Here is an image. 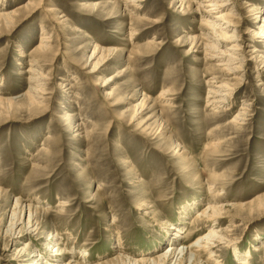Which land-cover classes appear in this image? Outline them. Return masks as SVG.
I'll list each match as a JSON object with an SVG mask.
<instances>
[{"label":"rangeland","instance_id":"obj_1","mask_svg":"<svg viewBox=\"0 0 264 264\" xmlns=\"http://www.w3.org/2000/svg\"><path fill=\"white\" fill-rule=\"evenodd\" d=\"M142 1L127 8L123 0H0V12L17 9L11 24L0 20V98L15 99L0 104V190L7 196L0 199V264L38 261L33 248L22 250L31 242L27 229L13 228L22 239L9 232L16 199L38 207L40 226L31 237L48 264L155 257L173 244L158 242L160 226L177 225L180 207L191 211L180 221L182 237L196 229L190 224L205 205L222 204L235 208L216 221L228 243L211 250L215 263L243 264L249 255L247 264H264V39L254 38L264 32V0H234V15L243 19L238 56L247 60L256 49L261 57L243 64L241 82L204 46L191 47L189 37L212 32L202 24L215 17L205 0ZM133 30L139 35L130 37ZM42 35L51 42L46 60L34 53ZM95 45L117 51L97 63L90 59ZM32 60L41 68L29 67ZM29 69L48 78V94L34 107L23 97ZM213 82L229 85L228 106L210 103ZM143 99L147 110L131 119ZM242 107L245 121L232 124ZM82 121L83 135L76 132ZM142 201L152 208L136 210ZM199 228L177 244L208 231ZM50 247L67 253L54 257Z\"/></svg>","mask_w":264,"mask_h":264},{"label":"bare ground","instance_id":"obj_2","mask_svg":"<svg viewBox=\"0 0 264 264\" xmlns=\"http://www.w3.org/2000/svg\"><path fill=\"white\" fill-rule=\"evenodd\" d=\"M142 2H143L142 0H123V3L125 4V7H127V8L134 7V5H136L135 3H142ZM204 2H206V8H209L208 12H211V13L213 12V14H215V17L212 21L207 20V21H205V23H202V24L203 25L205 24L204 26L208 29V31L210 30L212 32L207 33V34L205 33L204 35L201 34L200 36L194 35V36L189 37L188 40L190 41L191 47H193V48L198 47L199 48L201 46H204L206 52L212 53V55L208 54L209 58L211 60H217L219 62L218 66L222 67V70L224 72H226L228 75L235 76L234 79L236 81L241 82L242 80L238 74L242 71L241 67H243V64L246 62L250 63L251 61H254V63H257L258 59H260L261 57L259 56V54H256V52H257L256 49H253V51H252L253 55H251L250 58H248L247 60H244L245 57H242L243 52L241 51V48L239 47V45L236 44V42H239V37L237 36V29H238L237 24H240V22H243V19L242 18L236 19V14L234 15V13H235L233 11V9H234L233 6L235 5L234 0H205ZM27 5H31V3L30 4L28 3ZM243 5H246V8L250 7L252 9V11L257 10L256 7L252 6L251 4H246V2ZM97 6H98L97 4L92 5V7H94V9ZM22 7H24V6H22ZM16 12H17V9L14 11H11V12L1 11L0 12V20L5 21L6 23L12 22L13 17L16 16ZM226 12H228V14ZM128 16L129 15H126V17H128ZM133 21L141 23L142 21H144V19H133ZM261 22L263 23L264 20H261ZM262 29L264 30V26L262 27ZM133 31H131L132 33L130 32L131 33L130 37H136L137 35H139V34H137L136 30L134 32ZM254 38L263 40L264 39V32L263 31L258 32L256 35H254ZM50 43L51 42L49 40V37H45V35H42L40 37V42L36 46V49L34 52L35 57L40 58L41 60H46L47 57L49 56V54L51 53V47L49 45ZM147 44L152 45V44H155V42L153 40H151V41L147 42ZM93 47H94V49L92 51L90 59L93 58V60H95L98 57L97 63H104L105 60H104L103 56L105 54L112 55L114 52L117 51L116 49H102V48H99L97 45H95ZM220 47L221 48L224 47V50H220L219 49ZM206 54L207 53H205L204 55H206ZM238 55H242V56H238ZM261 63L264 64V57L262 58ZM28 66L31 68L32 67L41 68L38 64V60L30 61V63H28ZM93 69H95V66L93 67ZM260 70H262L261 67H260ZM28 72L32 73V76L28 80V83L30 85L28 87L27 92H25L23 97L26 100L25 101V104L27 105L26 107H31V106L34 107V105L43 104V102L45 100L44 96L48 94L45 90V87L47 85L46 81H48V78L45 74L37 73L34 69L33 70L29 69ZM109 82L108 83L104 82V84H102L101 87H107ZM59 86L66 87L68 85L62 86V84H60ZM230 90L231 89L227 83L220 84V83L213 82L211 84V88L208 91V96H209V99H211V100H209L210 103L215 104V106H216L214 109H218L221 107L224 108V107L228 106V103H229L228 98L230 95ZM166 93H167L166 91H164V93H161L159 96V99L164 100ZM13 101H15V99H13V98H8L5 101H4V99L0 98V104L1 105L4 104L8 107L11 105H14ZM146 105H147V103L145 102V99H143L137 105H134V109L136 112H134L131 119L136 117V115L138 116L137 113L139 110H141V112L143 110L146 111L148 108ZM245 112H246V108L242 107L240 109V112L231 120V123L232 124H239L240 121H245L243 118ZM70 115L71 114H66V120L67 119L70 120L69 119L71 117ZM80 121H81V119H80ZM82 125H83V121L77 125L78 129L76 130V132H81L83 135V133H87V132L83 131L84 129H83ZM239 125H241V124H239ZM209 147H211V146L209 145ZM215 147H213V148H215ZM216 153H217V151H216ZM176 155H178V156L180 155L178 150L176 151ZM124 165L127 167L130 165V162L126 161L124 163ZM212 188L215 189L214 184L211 188L208 187L206 189L211 190ZM219 196H221V194L220 195L218 194V197ZM6 198H7V196L5 195V193L2 190H0V199L6 200ZM20 201H21L20 199H16L15 208L13 209V212L11 214V221L9 223V232L11 234V237H14L15 235H17L16 232L13 231V228H15V230H16L19 226L22 225L23 228L27 229V231H25L26 234L28 233V235H29L28 237H26V239L31 241L30 243H25L24 246L22 247V250H24L25 248H27L28 250L33 248L32 252H34V254L36 255V258L38 257V261H35V259H34V262L32 264H38L39 261H41V263H39V264H43V263L48 264L46 262L47 260L45 258H43V256L37 252L39 250L38 248H41V246L37 245V243H36L37 241L35 242L33 240V236L31 237V235L35 231H37L38 227L40 226L38 218L35 215V214L39 213L37 210L38 207L37 206L33 207L31 205L25 206V203H20ZM212 201H216V200L214 199ZM256 201H257V199H255V202ZM201 203H202V201H199V202H197V205H199ZM195 204L196 203H194V206H195ZM149 205H150V203L142 201L136 205L135 209L138 211L144 210V209H151L152 207ZM251 205H252L251 203L248 205V209L250 211H251V208H250ZM259 205H258V207H259ZM261 206H262V204H261ZM57 207L58 208H64L66 206H65V204L63 205V203H60ZM232 208H235V205H231V204H224V205L222 204V205H218V206L217 205H205L203 209H201L199 212L196 213L197 216H196V219H194L196 221L194 223L192 222L190 225L194 226V228H196V229L199 227H202V228L207 227L208 231L205 234L200 235L196 239L195 242H188L189 238L192 235H194V233H195V232H191V231H194V230L196 231V229L191 230L188 233L184 232L181 235L182 237L184 235L183 238L179 236V234L182 233L181 231H183V225L180 226L181 225L180 221H182V219H183L182 216H184V218L187 217L189 214V211H190L189 206L183 205V207H180L179 211H177V214L179 216V222H177L178 223L177 225L169 224L167 222H163L162 226H160L162 236H161V240H159L158 242L161 243V241L164 237L167 243L169 242V243H173V244L169 245L164 250V252H162L158 255H155V257L132 259V260H130L129 264H187L190 262H191V264H211V263L216 264L215 263L216 262L215 261L216 255L214 252H213L214 253V255H213L211 250L214 248H217L219 245L228 243V239L224 238L225 232L217 230L218 225L216 224V221L226 217L227 214L224 216L226 209H232ZM16 214H19L18 219L16 218ZM25 214H27V218H26V221L23 222V216H25ZM153 214H154L153 209L150 211V213H146V215H153ZM199 217H200V220H197ZM23 228H22V230H23ZM191 228H193V227H191ZM18 234H19V236H15V238L22 239L23 237H25V236H22L23 232H21V229H19ZM218 234H220V235H218ZM50 235H52V234H50ZM178 237H179V239H184V240L187 239L188 241L186 243L184 242V244L180 246L177 244ZM48 239H50V238H44V241L48 240ZM49 242L53 243L52 240H50ZM50 243H48V244H50ZM49 246L50 245H46L47 248H49ZM263 249H264V247H263ZM64 250L65 249H63V248L62 249L59 248L57 250H54L53 248H51L50 251H48V252H50V255H51V252H54L55 254L57 253V255L54 257H57V256L60 257V256H64L67 253ZM208 251H210L212 255H209V257L206 259V262L202 263L200 261V258L204 254H206V252H208ZM180 255H183V256H182V258L179 259ZM235 255H236L235 258L237 260L239 259V257H241L239 252H236ZM83 257H84V259L88 258V256L85 254L83 255ZM245 257L246 258L243 259V261H244L243 264H247L246 260H247V257H249V255H246ZM174 259H175V261H174ZM17 261L19 263V262H22L23 259L19 258V259H17ZM115 261H119V258H117ZM111 262H114V261H111ZM66 264H85V263L83 261L81 263H75L73 260H69L68 263H66ZM104 264H109V263H104Z\"/></svg>","mask_w":264,"mask_h":264}]
</instances>
